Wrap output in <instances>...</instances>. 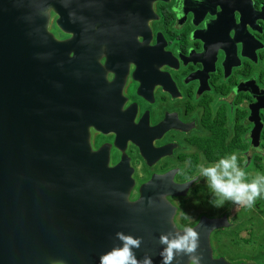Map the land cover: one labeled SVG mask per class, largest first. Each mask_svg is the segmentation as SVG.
I'll return each instance as SVG.
<instances>
[{"label":"flooded vegetation","instance_id":"flooded-vegetation-1","mask_svg":"<svg viewBox=\"0 0 264 264\" xmlns=\"http://www.w3.org/2000/svg\"><path fill=\"white\" fill-rule=\"evenodd\" d=\"M53 2L58 9L48 16L49 35L58 42L89 39L69 55L89 68L80 74L104 97L89 129L92 150L111 168L127 163L137 185L153 177L186 185L182 195L166 196L175 223L184 229L226 218L211 236L216 258L222 257L218 249L229 246L223 238L236 228L233 207L207 209L209 181L201 170L235 154L243 177L262 172L264 0ZM191 202L199 209L188 217ZM233 239L247 248L249 239Z\"/></svg>","mask_w":264,"mask_h":264},{"label":"water","instance_id":"water-1","mask_svg":"<svg viewBox=\"0 0 264 264\" xmlns=\"http://www.w3.org/2000/svg\"><path fill=\"white\" fill-rule=\"evenodd\" d=\"M54 8L53 0H0V264H100L122 246L117 233L140 240L131 250L141 264H162L160 237L183 233L166 196L186 185L160 177L137 185L127 163L111 168L92 150L89 129L104 97L69 55L89 39L49 35ZM225 221L188 226L199 264H238L213 251ZM172 264L189 256L174 254Z\"/></svg>","mask_w":264,"mask_h":264},{"label":"clouds","instance_id":"clouds-1","mask_svg":"<svg viewBox=\"0 0 264 264\" xmlns=\"http://www.w3.org/2000/svg\"><path fill=\"white\" fill-rule=\"evenodd\" d=\"M172 11L178 17L183 15V12L175 7ZM236 159V155L232 154L229 159H222L219 166L202 168L201 174L208 178L212 189L224 199L251 206L257 197L264 198V174L258 173L251 182H243L241 178L244 173L236 166ZM217 167H221L220 173L217 172ZM215 203L219 205L223 201L218 200ZM116 235L123 241L122 246L104 254L100 258V264H141L131 250L139 247L140 240L124 236L122 233ZM160 242L166 245L161 252L162 264H172L174 254L180 252L189 256V264H199V258L189 255L194 253L197 247V232L192 227H185L182 234H177L171 239L168 235H162ZM55 264H63V262L56 261ZM142 264H152V261L145 257Z\"/></svg>","mask_w":264,"mask_h":264},{"label":"rangeland","instance_id":"rangeland-1","mask_svg":"<svg viewBox=\"0 0 264 264\" xmlns=\"http://www.w3.org/2000/svg\"><path fill=\"white\" fill-rule=\"evenodd\" d=\"M220 170H222L221 167H217L218 173H220ZM250 170L251 168L247 171ZM257 174L258 173L256 172H251V179L249 178V180H253ZM247 175L249 176V172L247 173ZM205 189L206 191H208L207 193L205 192L203 194L206 195V199L209 203L207 209L212 210L210 207L219 209L220 206H224L226 203L230 207H233L232 217L233 220L236 221L235 230H232L227 234L231 237V239L223 238V242H226V244H228L229 246L221 250H219L218 247V254L222 255V257H224L226 260L239 258L241 259V261L247 262L248 264H264V198L257 197L251 206H247L245 204H236L231 200L224 199L220 194L216 193L212 189L210 183L205 186ZM218 200H222L223 203L218 205L217 203H215ZM256 203L259 205V207H256ZM193 204L194 202L188 203L185 207V212L188 217L193 215L192 213L199 209L198 204H194V207ZM210 204L215 206H210ZM234 204H236L235 207L233 206ZM217 205L219 207H217ZM222 208L223 207H221L220 209L222 210ZM249 225L251 226V228H249ZM214 234L212 235V237L214 236ZM237 235L245 237V239H249L247 242V248L242 243H240V245L234 244L235 241L233 238H235Z\"/></svg>","mask_w":264,"mask_h":264},{"label":"trees","instance_id":"trees-1","mask_svg":"<svg viewBox=\"0 0 264 264\" xmlns=\"http://www.w3.org/2000/svg\"><path fill=\"white\" fill-rule=\"evenodd\" d=\"M245 168H246V167L243 166V170H244ZM258 169H259V170H262V173L264 174V165H258ZM262 173L259 172V174H262ZM242 181L245 182V183L250 182V180H249L248 177H243V176H242ZM257 207H259V205H258Z\"/></svg>","mask_w":264,"mask_h":264}]
</instances>
